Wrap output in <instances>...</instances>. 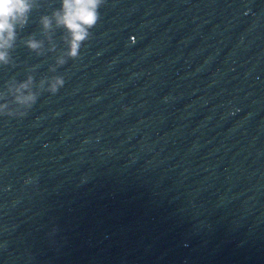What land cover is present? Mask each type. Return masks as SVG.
<instances>
[{"label":"water","instance_id":"water-1","mask_svg":"<svg viewBox=\"0 0 264 264\" xmlns=\"http://www.w3.org/2000/svg\"><path fill=\"white\" fill-rule=\"evenodd\" d=\"M60 6L0 62V264H264V0H105L76 58Z\"/></svg>","mask_w":264,"mask_h":264},{"label":"clouds","instance_id":"clouds-1","mask_svg":"<svg viewBox=\"0 0 264 264\" xmlns=\"http://www.w3.org/2000/svg\"><path fill=\"white\" fill-rule=\"evenodd\" d=\"M104 3L105 0H61L60 9L53 12V16L57 26L63 27L68 33L66 53L68 57H78L82 44L90 38L91 29L100 19L99 9ZM31 9L32 0H0V62H7V49L12 47L16 29L26 25ZM41 24L47 30L51 22L48 17H42ZM26 45L33 50L40 47L39 42L31 39L26 41ZM63 83L62 79L57 78L49 90L55 94L58 90L57 85L63 86ZM19 87L27 88L28 85L21 83ZM18 99L31 107L37 98L34 95H27Z\"/></svg>","mask_w":264,"mask_h":264}]
</instances>
